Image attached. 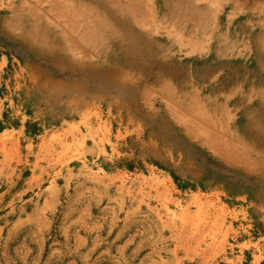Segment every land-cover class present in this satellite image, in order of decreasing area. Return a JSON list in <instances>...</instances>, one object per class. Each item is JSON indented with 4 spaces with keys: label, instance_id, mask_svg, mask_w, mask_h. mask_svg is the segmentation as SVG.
Masks as SVG:
<instances>
[{
    "label": "rangeland",
    "instance_id": "rangeland-1",
    "mask_svg": "<svg viewBox=\"0 0 264 264\" xmlns=\"http://www.w3.org/2000/svg\"><path fill=\"white\" fill-rule=\"evenodd\" d=\"M262 99L264 0H0V264H264Z\"/></svg>",
    "mask_w": 264,
    "mask_h": 264
},
{
    "label": "bare ground",
    "instance_id": "bare-ground-1",
    "mask_svg": "<svg viewBox=\"0 0 264 264\" xmlns=\"http://www.w3.org/2000/svg\"><path fill=\"white\" fill-rule=\"evenodd\" d=\"M62 3H61V5H62ZM121 19H122L121 22L123 24V25L121 24V29L123 31L125 28H127V25L123 21L124 17L123 18L121 17ZM131 36H133V34ZM104 39H110L114 42V44L119 45V46L123 45L124 48L128 47L127 45L132 46L131 43L128 42L129 40L127 41V38L122 36V34L120 32L114 31L112 33L111 31H106V33L104 34ZM78 41H79V39H76V42H78ZM123 42L127 43V44L124 45ZM145 45L147 46L148 43H145ZM78 46L81 47L80 44ZM75 50L80 51L79 47H77ZM256 111H257V116H256L255 121H253L254 124L253 125H248V124L246 125L247 126L246 128H248L250 131V134H248L249 136H247V138L250 141L254 142L255 147L258 149V150H255L256 154H255V158L253 159L252 164H253V166L256 165V166H254L255 168H260L261 172H264V99H262V101L260 102ZM228 132L230 133V131H228ZM239 138H240V136H237V139H239ZM256 181H257V179H256ZM257 182H259V181H257ZM215 243H217V242H215ZM215 245L218 246V244H215Z\"/></svg>",
    "mask_w": 264,
    "mask_h": 264
}]
</instances>
